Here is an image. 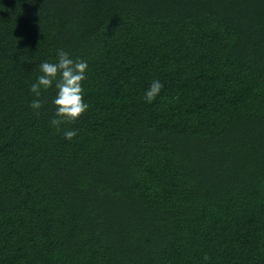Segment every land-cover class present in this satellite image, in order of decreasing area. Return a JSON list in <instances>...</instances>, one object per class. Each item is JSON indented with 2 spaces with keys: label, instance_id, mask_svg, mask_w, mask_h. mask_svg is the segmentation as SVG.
I'll return each instance as SVG.
<instances>
[{
  "label": "trees",
  "instance_id": "16d2710c",
  "mask_svg": "<svg viewBox=\"0 0 264 264\" xmlns=\"http://www.w3.org/2000/svg\"><path fill=\"white\" fill-rule=\"evenodd\" d=\"M0 264H264V0H0Z\"/></svg>",
  "mask_w": 264,
  "mask_h": 264
},
{
  "label": "clouds",
  "instance_id": "9594fccd",
  "mask_svg": "<svg viewBox=\"0 0 264 264\" xmlns=\"http://www.w3.org/2000/svg\"><path fill=\"white\" fill-rule=\"evenodd\" d=\"M56 56L55 62L45 61L40 64L41 75L30 86L31 93L37 98L31 101L30 107L39 115V110L44 103L39 97H41L42 91H47L54 85L56 96L53 103L56 106V112L55 118L50 123L56 131H59L63 123L78 120L90 105L84 100L83 88V81L87 78V61L79 58L73 59L64 49H58ZM163 87L162 82L153 80L144 94L145 101L152 103ZM76 135V130L64 132V138L68 140L73 139ZM209 259L210 257L204 254L203 260L208 261Z\"/></svg>",
  "mask_w": 264,
  "mask_h": 264
}]
</instances>
